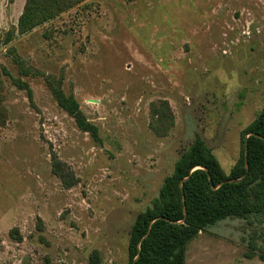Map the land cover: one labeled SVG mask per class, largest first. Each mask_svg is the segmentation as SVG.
I'll use <instances>...</instances> for the list:
<instances>
[{
  "label": "rangeland",
  "instance_id": "1",
  "mask_svg": "<svg viewBox=\"0 0 264 264\" xmlns=\"http://www.w3.org/2000/svg\"><path fill=\"white\" fill-rule=\"evenodd\" d=\"M26 2L0 0V264H88L93 251L128 264L137 217L197 139L227 174L241 157V134L264 107V0H88L20 36ZM37 73L63 78L98 140ZM160 100L175 114L165 138L149 128ZM52 153L77 185L53 174ZM262 255L264 212L210 226L186 264Z\"/></svg>",
  "mask_w": 264,
  "mask_h": 264
},
{
  "label": "trees",
  "instance_id": "2",
  "mask_svg": "<svg viewBox=\"0 0 264 264\" xmlns=\"http://www.w3.org/2000/svg\"><path fill=\"white\" fill-rule=\"evenodd\" d=\"M86 1L27 0L17 32L20 36L29 34ZM10 40L9 36L7 42ZM23 74L31 73L23 69ZM36 76L45 80L58 105L74 118L78 128L98 140L97 127L86 119L76 100L65 95L63 78L41 73ZM15 83L21 90L29 91L26 83ZM29 95L32 99L31 92ZM4 98L0 80V127L8 121V112L2 105ZM149 114L152 133L159 138L167 137L175 126L170 103L167 100L151 103ZM241 143V157L227 174L200 139L194 142L176 163L172 176L165 180L153 207L137 217L130 234L128 264H186L188 245L210 226L227 218L248 219L264 212V107L243 130ZM51 158L52 172L64 188L70 189L79 183L55 153ZM240 179L238 183H231ZM152 221L155 222L150 227ZM261 257L264 259V255ZM88 264H103L98 251L91 253Z\"/></svg>",
  "mask_w": 264,
  "mask_h": 264
},
{
  "label": "water",
  "instance_id": "3",
  "mask_svg": "<svg viewBox=\"0 0 264 264\" xmlns=\"http://www.w3.org/2000/svg\"><path fill=\"white\" fill-rule=\"evenodd\" d=\"M245 144L247 145V141L245 142ZM247 154H248V151H247V149L245 150V156L247 157ZM246 168L248 169V166H247V162H246ZM244 178V177H243ZM242 178V179H243ZM242 179H240V180H237V181H232L231 183H233V182H235V183H238V182H240ZM185 214H186V212H185ZM155 221H152L151 223H150V227L152 226V224L154 223ZM148 235V234H147ZM144 240V239H143ZM142 240V241H143Z\"/></svg>",
  "mask_w": 264,
  "mask_h": 264
}]
</instances>
